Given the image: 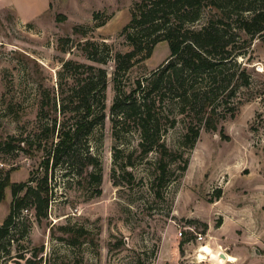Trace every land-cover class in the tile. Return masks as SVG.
Returning a JSON list of instances; mask_svg holds the SVG:
<instances>
[{
    "label": "rangeland",
    "instance_id": "rangeland-1",
    "mask_svg": "<svg viewBox=\"0 0 264 264\" xmlns=\"http://www.w3.org/2000/svg\"><path fill=\"white\" fill-rule=\"evenodd\" d=\"M135 1L0 0V141L34 139L55 114L59 122V108L74 98L75 83L63 61L99 66L107 76L103 122L77 143L82 155L65 156L52 168L49 163L47 214L38 219L31 206L22 209L0 245V264H31L38 256L40 264H264V36L255 35L248 51L223 68L235 93L227 103L215 101L218 129L206 130L199 122L191 148L182 145L188 118L179 112L176 99L165 97L160 139L181 155L168 161V182L155 197L150 186L157 153L139 154L135 129L119 131L117 139L112 135L113 56L131 48L121 29ZM207 18L202 9L195 26ZM90 39L101 44L99 55L105 63L86 57L81 47ZM58 42L64 50L58 49ZM168 53L167 42L158 41L147 58L121 75L122 90L129 92L135 79L147 76ZM240 71L247 83L235 86ZM204 76L196 87L205 88ZM44 94L50 105L43 103L45 115L38 119ZM115 146L122 152L114 164ZM27 150L0 149V173L9 170L10 182L26 181L39 166L40 152ZM86 151L96 158L97 167L84 169ZM127 155L133 162L130 182L121 177ZM112 168L118 185L113 184ZM93 171L99 172L100 182L89 178ZM10 200L6 186L0 224ZM69 233L75 235L74 244ZM201 244L209 246L214 260L197 257ZM218 251L226 255L223 263L218 262Z\"/></svg>",
    "mask_w": 264,
    "mask_h": 264
},
{
    "label": "trees",
    "instance_id": "trees-1",
    "mask_svg": "<svg viewBox=\"0 0 264 264\" xmlns=\"http://www.w3.org/2000/svg\"><path fill=\"white\" fill-rule=\"evenodd\" d=\"M202 9L207 11L208 18L196 27ZM97 17L98 14L94 13L93 19L97 20ZM102 23L94 26L99 27ZM121 33L125 34L131 48L124 52L117 51L113 56L115 96L110 106L112 135L117 139L119 131L135 129L139 136V154L143 156L150 151L157 153L150 189L155 197H160V189L168 182V161H176L181 155L177 150L168 149L160 139L162 102L167 96L176 99L179 112L188 118L182 145L188 148L193 146L201 121L206 130H217L215 101L220 98L219 101L227 103L235 93L233 85L229 87L231 76L224 74L223 68L235 56L248 51L255 35L264 36V0H139L132 4L130 18L123 25ZM160 40L167 42L168 56L147 76L136 78L135 86L129 92H124L120 85L121 75L133 63L147 58ZM101 43L108 47L105 42ZM62 45V42H58V49L64 50ZM100 45L90 39L85 40L81 48L90 61L105 63L106 58L99 55ZM62 67L65 70L70 68L75 77V99H68V105L60 106L62 117L59 122L54 113L45 126L41 125V132L35 135L36 138L0 141L1 150L15 147L40 152L39 166L31 171L26 181L10 182L9 170L3 175L0 173V201L4 198L6 186H9L11 194L8 213L0 224V245L9 235L10 227L19 220L23 208L31 206L38 219L46 216L50 201L47 183L49 163L52 168L65 156L82 155L76 148L77 143L86 141L87 136L105 118V69L71 60L63 61ZM83 71H86L84 78L81 77ZM202 75H205L203 89L196 87ZM238 82L243 85L247 83L243 71L237 74L234 85L237 86ZM44 96L47 100L42 99L38 119L45 115L43 103L50 105L49 96ZM121 152V148L114 147V164L120 159ZM181 159V169L184 170L188 159ZM122 163L124 173L121 177L129 182L134 180L132 172L128 170L133 164L131 155L125 156ZM88 166L97 167L98 163L93 154L86 151L84 169ZM41 169L42 175L39 174ZM115 169L112 168L111 178L113 184L118 185L120 179ZM88 176L96 183L100 182L99 172H89ZM69 235V243L74 244V233ZM34 255L37 257L38 253ZM40 261L41 256H38L31 264H40Z\"/></svg>",
    "mask_w": 264,
    "mask_h": 264
},
{
    "label": "bare ground",
    "instance_id": "bare-ground-1",
    "mask_svg": "<svg viewBox=\"0 0 264 264\" xmlns=\"http://www.w3.org/2000/svg\"><path fill=\"white\" fill-rule=\"evenodd\" d=\"M218 252H219V251H218ZM222 253H223V252H222ZM224 255H225V254H224ZM213 256H214V253L211 251V249L209 248V246H208L207 244H201V245H200V247L198 248V254H197V257H198L199 259H204V258L212 259ZM225 258H226V255H225ZM225 258H224V259H220V258H218V259H219L218 262L223 263L224 260H226ZM209 259H208V260H209ZM212 260H214V259H212Z\"/></svg>",
    "mask_w": 264,
    "mask_h": 264
},
{
    "label": "water",
    "instance_id": "water-1",
    "mask_svg": "<svg viewBox=\"0 0 264 264\" xmlns=\"http://www.w3.org/2000/svg\"><path fill=\"white\" fill-rule=\"evenodd\" d=\"M217 257L220 258V259H224L225 258V255L222 252H218L217 253Z\"/></svg>",
    "mask_w": 264,
    "mask_h": 264
},
{
    "label": "built area",
    "instance_id": "built-area-1",
    "mask_svg": "<svg viewBox=\"0 0 264 264\" xmlns=\"http://www.w3.org/2000/svg\"><path fill=\"white\" fill-rule=\"evenodd\" d=\"M198 239H201V236L200 235H198Z\"/></svg>",
    "mask_w": 264,
    "mask_h": 264
}]
</instances>
